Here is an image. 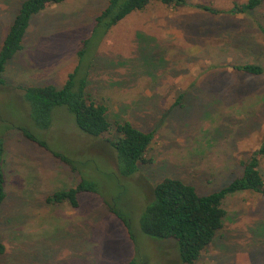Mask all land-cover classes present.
Listing matches in <instances>:
<instances>
[{
  "label": "rangeland",
  "instance_id": "374dc122",
  "mask_svg": "<svg viewBox=\"0 0 264 264\" xmlns=\"http://www.w3.org/2000/svg\"><path fill=\"white\" fill-rule=\"evenodd\" d=\"M24 1L0 0V50ZM108 1L51 5L33 17L23 49L7 66V85L0 86L7 194L0 264H127L135 257L140 264H183L175 243L140 230L139 215L154 187L173 178L200 195L218 191L242 176V162L264 142V72L254 76L234 69L250 64L264 70V1L249 13H226L248 0H187L184 7L153 1L90 49L87 95L107 106L111 132L117 122L130 121L154 135L147 163L135 176L117 174L109 133L84 134L64 107L54 110L49 131H39L28 118L21 88H63ZM13 122L79 162L82 174L20 131L6 130ZM260 170L264 178V159ZM83 176L96 182L99 192L81 194L78 209L47 202ZM114 202L131 216L136 244L109 210L107 203ZM222 207L223 228L194 264H264V197L237 193Z\"/></svg>",
  "mask_w": 264,
  "mask_h": 264
},
{
  "label": "trees",
  "instance_id": "16d2710c",
  "mask_svg": "<svg viewBox=\"0 0 264 264\" xmlns=\"http://www.w3.org/2000/svg\"><path fill=\"white\" fill-rule=\"evenodd\" d=\"M65 0H25L14 19L0 50V86L6 87L4 75L9 62L23 49V41L34 16L42 13L53 4H61ZM158 2L173 7L189 5L187 0H109L106 7L95 19L90 39L84 41L78 52L79 62L69 75L63 88L53 85H32L22 87L23 100L28 106V118L41 132H47L53 125V112L64 107L74 117L77 128L86 135L99 138L110 134L108 142L116 152L117 174L123 178L135 176L141 164L147 163L146 154L154 135L136 128L130 121H120L111 132L108 108L89 99L87 89L90 76V49L97 41L110 32L129 15L143 11L151 2ZM264 0H248L235 5L226 13L230 15L249 13L258 8ZM211 14L221 12L208 6H197ZM264 34V28L261 27ZM234 69L249 75H262L264 70L256 65L234 66ZM16 129L22 136L50 152L59 162L73 172H80L79 162L71 156L51 148L48 141L32 131L28 126L19 123H7L6 130ZM5 142L0 137V221L2 207L7 197L6 173L4 157ZM264 159V142L247 160L242 162L243 173L225 187L208 195H200L197 189L179 179L166 178L158 183L150 199L139 215L141 232L152 239L173 242L176 245L183 264H194L202 253L213 243L217 233L223 228L226 211L223 202L231 195L243 192L259 193L264 197V178L260 164ZM82 174V173H81ZM96 182L81 177L79 183L71 188L56 191L47 198L51 205L68 204L73 209L80 207L81 194H98ZM113 213L127 229L130 239L137 242L131 216L115 202L107 203ZM6 246L0 241V255L5 254ZM127 264H140L138 257Z\"/></svg>",
  "mask_w": 264,
  "mask_h": 264
}]
</instances>
